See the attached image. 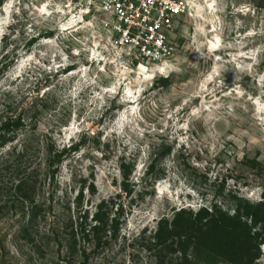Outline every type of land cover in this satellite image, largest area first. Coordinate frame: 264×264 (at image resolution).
I'll list each match as a JSON object with an SVG mask.
<instances>
[{"label":"rangeland","instance_id":"rangeland-1","mask_svg":"<svg viewBox=\"0 0 264 264\" xmlns=\"http://www.w3.org/2000/svg\"><path fill=\"white\" fill-rule=\"evenodd\" d=\"M187 4L153 63L69 0H0V264H264L263 226L248 262L150 240L175 208L264 202V0ZM100 204L112 237L70 253Z\"/></svg>","mask_w":264,"mask_h":264},{"label":"trees","instance_id":"trees-1","mask_svg":"<svg viewBox=\"0 0 264 264\" xmlns=\"http://www.w3.org/2000/svg\"><path fill=\"white\" fill-rule=\"evenodd\" d=\"M12 139L4 137L1 140V147H4ZM72 144L69 150H75ZM103 203V201L101 202ZM89 209L74 219L72 224L78 228L70 234L71 240L67 246L68 250H78L77 239L92 241L96 244L111 238V232L106 234L104 225L108 221H115V217L102 211L101 204L95 206V213L92 216L93 224L89 223ZM264 229V202L257 204L245 201V205H237L234 208H221L213 206L203 207L194 212L185 207L173 209L170 217H163L158 220L157 226L151 235L153 245L159 251L175 250L179 255L196 257L205 253L223 258H241L248 262L256 256L259 250V227ZM118 226H115V235L119 233ZM105 238V239H104ZM152 243V242H151Z\"/></svg>","mask_w":264,"mask_h":264},{"label":"built area","instance_id":"built-area-1","mask_svg":"<svg viewBox=\"0 0 264 264\" xmlns=\"http://www.w3.org/2000/svg\"><path fill=\"white\" fill-rule=\"evenodd\" d=\"M78 17L100 21L119 45L141 60L163 63L173 56L169 42L175 23L188 10L187 0H69Z\"/></svg>","mask_w":264,"mask_h":264}]
</instances>
